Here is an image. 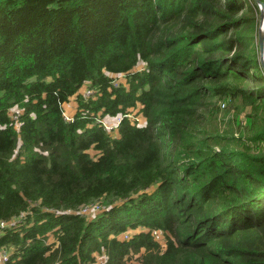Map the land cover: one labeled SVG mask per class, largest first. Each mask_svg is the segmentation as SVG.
Segmentation results:
<instances>
[{"label":"trees","instance_id":"1","mask_svg":"<svg viewBox=\"0 0 264 264\" xmlns=\"http://www.w3.org/2000/svg\"><path fill=\"white\" fill-rule=\"evenodd\" d=\"M257 12L255 0H0V220L19 218L0 231L13 246L2 264H264ZM84 82L92 93L64 119ZM137 105L145 126L128 116ZM116 115L112 136L101 119ZM102 197L117 202L78 212Z\"/></svg>","mask_w":264,"mask_h":264},{"label":"rangeland","instance_id":"2","mask_svg":"<svg viewBox=\"0 0 264 264\" xmlns=\"http://www.w3.org/2000/svg\"><path fill=\"white\" fill-rule=\"evenodd\" d=\"M259 21H260V14H259V12H257L256 13V26H257V30H258V27H259ZM256 36H257V32H256ZM142 65H143V63L140 61V62L137 63L136 68H141ZM114 77L116 78V80H118L120 82H124L123 75H117V76L115 75ZM90 90L91 89L89 87V82H84L83 85L78 89V91L76 92V94H74L73 96H71L66 102H64L62 104L64 119H66L65 116H67V117H69V120H70V118L72 119L73 115L75 114L76 109H77L76 96L78 94H81V95H84V96H88L87 91H90ZM90 94L91 93H89V95ZM139 109H140V105H137L136 108H134V109H129V111H131V113L128 116H129V118L132 121H135L138 126H145L146 125V118L141 113L137 112V110H139ZM19 110L20 109L18 108V106H14L11 109L10 112L13 113L14 111H19ZM248 110H249V108L247 107L244 112H247ZM68 111H71V113H68ZM219 115H220L221 118L224 117L225 120L232 118V114L231 113L223 115V113L220 112ZM241 116H240V118H241ZM119 117H122V115L105 116V118L110 119L112 121V123H110V124H108L104 120V117L101 119L102 123L104 124V126L106 127V129L111 133L112 136L117 135V125L119 123V122H117V120H118ZM212 125H213V122L212 121L205 122V127L207 128L208 131L212 130ZM219 126H220V128H223V124H219ZM89 152H91V150H89ZM110 201H112L114 203L117 202L116 200H114L112 198L102 197L101 199H99V200H97V201H95V202H93V203L90 204V207L88 208L89 213L87 211V212L82 213V214H84L85 216L88 214L86 217L87 218H90L94 214L96 215L105 206H107L110 203ZM81 208L82 207H80L79 210ZM132 231L133 230H129L128 232L131 233ZM135 231L137 232L138 230L136 229V230H134V232ZM124 234H127V233H124ZM124 234H121L119 236L121 237ZM155 239L161 241L162 244H163V235L160 232H159L157 238L155 237ZM53 240H51V241H53ZM4 247L9 252H12V250H13V246H11V245L10 246H4ZM134 258H135V256L132 257V259H129V264H136V260ZM104 260H105V256L103 254H97L96 253V262L94 264L103 263Z\"/></svg>","mask_w":264,"mask_h":264},{"label":"built area","instance_id":"3","mask_svg":"<svg viewBox=\"0 0 264 264\" xmlns=\"http://www.w3.org/2000/svg\"><path fill=\"white\" fill-rule=\"evenodd\" d=\"M120 81L116 80L115 81V85H117ZM89 93H92V91H87V94L89 95ZM224 106V103H222V107ZM66 117V120H69V117L65 116ZM14 118H16V116H14ZM121 119V117L118 118L117 122H119ZM71 120V118H70ZM90 207V205H85V206H82V208L80 210H78V212L81 214L82 213H85L88 211V208ZM89 213V211H88ZM24 216V213H21L20 215V219L21 217ZM16 219H19L18 217H13L9 220H0V231H2L3 229L5 228H8V227H12L13 225H15V222H16ZM159 232L156 231V230H153L152 231V235L154 237L157 238ZM123 237H127V234H124ZM11 252L7 251L6 248L4 246L0 247V264L4 263L5 261L8 260L9 256H10ZM105 263V260L103 261V263H99V264H104Z\"/></svg>","mask_w":264,"mask_h":264},{"label":"water","instance_id":"4","mask_svg":"<svg viewBox=\"0 0 264 264\" xmlns=\"http://www.w3.org/2000/svg\"><path fill=\"white\" fill-rule=\"evenodd\" d=\"M259 9L260 21L257 30V46L259 62L264 70V4L260 0H255Z\"/></svg>","mask_w":264,"mask_h":264},{"label":"crops","instance_id":"5","mask_svg":"<svg viewBox=\"0 0 264 264\" xmlns=\"http://www.w3.org/2000/svg\"><path fill=\"white\" fill-rule=\"evenodd\" d=\"M139 110H137V112H138ZM68 113H71V111H68ZM140 113V112H139ZM104 120L108 123V124H110V123H112V121L110 120V119H107V118H105L104 117ZM110 120V121H109Z\"/></svg>","mask_w":264,"mask_h":264}]
</instances>
